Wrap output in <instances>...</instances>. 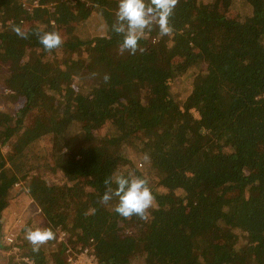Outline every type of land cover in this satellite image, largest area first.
I'll list each match as a JSON object with an SVG mask.
<instances>
[{
    "label": "trees",
    "instance_id": "1",
    "mask_svg": "<svg viewBox=\"0 0 264 264\" xmlns=\"http://www.w3.org/2000/svg\"><path fill=\"white\" fill-rule=\"evenodd\" d=\"M117 8L118 0H0V86L9 91L0 247L9 192L23 182L38 228L54 233L38 252L26 240L34 264H67L66 251L85 250L100 264H264V0H179L172 35L153 26L135 55L118 52ZM36 29L58 32L62 46L46 52ZM37 108L48 119L26 124ZM40 168L70 182L53 184ZM113 173L148 178L147 221L119 216L115 198L100 202Z\"/></svg>",
    "mask_w": 264,
    "mask_h": 264
},
{
    "label": "clouds",
    "instance_id": "2",
    "mask_svg": "<svg viewBox=\"0 0 264 264\" xmlns=\"http://www.w3.org/2000/svg\"><path fill=\"white\" fill-rule=\"evenodd\" d=\"M178 2L179 0H118L116 20L111 28L122 36L118 47L119 54L128 52L135 55L137 51L143 52L139 42L153 26L158 27L161 37L171 36L173 26L170 18ZM12 31L22 39L28 38L29 32L20 24H14ZM34 34L46 52H52L63 44L58 32L36 29ZM104 79L107 81L109 77L106 75ZM104 184L106 190L100 198L102 204L108 205L115 198L117 203L114 211L119 216L125 219L135 216L144 221L149 219V209L154 207L155 197L147 177L113 173L105 178ZM53 238L54 233L49 228H27L25 231V239L33 246L34 252H38L40 246Z\"/></svg>",
    "mask_w": 264,
    "mask_h": 264
},
{
    "label": "rangeland",
    "instance_id": "3",
    "mask_svg": "<svg viewBox=\"0 0 264 264\" xmlns=\"http://www.w3.org/2000/svg\"><path fill=\"white\" fill-rule=\"evenodd\" d=\"M234 7L233 9H235ZM241 8L240 3L237 4V8ZM15 44L12 43L11 47L14 48ZM104 73H109V67L104 68ZM192 82L191 77L184 78L183 82L177 87V99L183 100L189 93V88ZM9 91L0 86V109L5 108L7 104V99H5V94ZM16 104L22 103V100H15ZM14 111V110H13ZM48 114L44 109L37 108L34 109L28 117H26V124L34 125L38 120H47ZM68 138V137H67ZM51 137L47 136L41 140L42 147L51 144ZM10 147H3V151L7 152ZM42 176L49 182L53 184H58L60 186H65L70 182V179L65 176L62 170L53 169H42L40 168ZM10 195V206L4 210L3 220H4V235H3V247H0V264H13L11 261L21 262L25 261L26 264H34L25 256V249L23 245L27 242L25 239V231L27 228H38V224L41 223L39 219L40 209L38 205L34 202L30 194L26 191V187L23 182L13 186ZM44 225V224H43ZM44 225L43 228H47ZM58 241H63L66 239V232L64 230H57ZM12 238V240H10ZM55 247L52 245L51 249ZM66 251L67 261L73 254H68ZM140 260V259H137ZM142 260L136 261L137 264H142Z\"/></svg>",
    "mask_w": 264,
    "mask_h": 264
},
{
    "label": "built area",
    "instance_id": "4",
    "mask_svg": "<svg viewBox=\"0 0 264 264\" xmlns=\"http://www.w3.org/2000/svg\"><path fill=\"white\" fill-rule=\"evenodd\" d=\"M10 240H12V238H10ZM67 262V264H100L96 261V258L87 252V250L79 254H74Z\"/></svg>",
    "mask_w": 264,
    "mask_h": 264
}]
</instances>
